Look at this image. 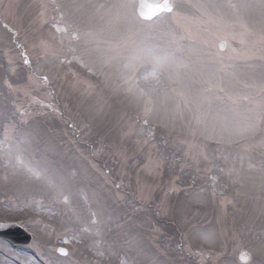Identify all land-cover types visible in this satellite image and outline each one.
<instances>
[{
  "label": "rangeland",
  "instance_id": "374dc122",
  "mask_svg": "<svg viewBox=\"0 0 264 264\" xmlns=\"http://www.w3.org/2000/svg\"><path fill=\"white\" fill-rule=\"evenodd\" d=\"M171 1L0 0V264H264V0Z\"/></svg>",
  "mask_w": 264,
  "mask_h": 264
},
{
  "label": "water",
  "instance_id": "95a60500",
  "mask_svg": "<svg viewBox=\"0 0 264 264\" xmlns=\"http://www.w3.org/2000/svg\"><path fill=\"white\" fill-rule=\"evenodd\" d=\"M170 10L169 0H138L137 13L142 19L150 20L156 15ZM224 47V43H221L220 49L223 50ZM0 237L7 239L12 244H26L30 240V235L27 232L13 225L0 224ZM239 258L244 262L247 260L243 253L239 255Z\"/></svg>",
  "mask_w": 264,
  "mask_h": 264
},
{
  "label": "snow or ice",
  "instance_id": "6c2138e0",
  "mask_svg": "<svg viewBox=\"0 0 264 264\" xmlns=\"http://www.w3.org/2000/svg\"><path fill=\"white\" fill-rule=\"evenodd\" d=\"M25 62H26V63H28V61H27V60H26ZM45 79H46V78H45ZM59 251H60V252H62V253L64 252V250H63V249H59Z\"/></svg>",
  "mask_w": 264,
  "mask_h": 264
}]
</instances>
